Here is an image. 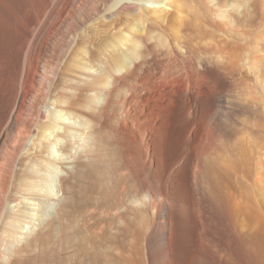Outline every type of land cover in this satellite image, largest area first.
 <instances>
[{"label": "rangeland", "instance_id": "obj_1", "mask_svg": "<svg viewBox=\"0 0 264 264\" xmlns=\"http://www.w3.org/2000/svg\"><path fill=\"white\" fill-rule=\"evenodd\" d=\"M45 1L46 4L42 5L39 0H26L24 11L17 9L14 15L8 10L5 12L6 16L9 13L12 20L18 17V32L13 35L15 48L7 51L8 61L11 63L8 64L7 71H4L5 75L0 73L3 76H0V187H3V182L6 183L5 194L0 191V235L2 231H8L5 232L7 242L0 247L9 248L12 244L7 263L28 252L26 254H30L26 261H32H29V264H36V259L39 263L41 259V264H264V149L259 140H254L253 135L251 137L238 131L239 138L233 140V146L225 153V159L230 156L225 163L231 162L233 156L239 155L234 145H237L238 141L243 147L245 144L249 146L245 148H249L246 151L250 156L256 151L251 157L242 156L241 166L231 165L229 170L224 163L228 172L216 176L219 182L212 189L207 187L206 181L201 187L198 186L199 171L194 166L197 164L196 157L203 154L202 145L207 143L205 138L210 139L207 133L208 116L219 115L216 107L220 104L218 98L224 97L222 101L229 100L233 104L251 103L247 95H253L256 80L250 68L258 56L262 59L258 68L264 77V47L263 51L258 50L257 45L251 42L253 38L264 34V27H259L260 19L252 14L254 7L256 10L258 0H215L219 3L215 4V8L224 9L231 1L235 7L246 5L247 10H251V14L248 15L247 11L248 16L243 20L248 26L245 30L249 33L248 41H243L244 44L248 42V45L240 51L241 53L237 49V53L241 54L236 59L237 65H227L223 69L224 62L218 55L214 54L211 59H205L204 54L198 50V56L201 55L202 60L196 57L197 60L194 58L189 59L190 61L188 58H179L182 54L178 47L184 48V45L165 35L167 37L163 36L162 41L147 44V49L154 51H151L153 55L150 53L148 64H143L144 61L137 58L132 68L123 65L127 71H124L122 66V69L119 68V64H123V57L118 61V56H123L121 47L125 44V36H135V40L146 39L141 27H138L141 21L137 12H141L136 7L126 10L116 6L117 0H109V13L112 15H103L107 11L101 10L98 12L99 17H96L98 22L95 26L76 30V12L80 17L83 15L89 18L94 4L86 8V0ZM168 1L172 3L175 0ZM189 2H194L192 7L197 4L196 0ZM260 2L264 7V0ZM171 5L176 7L174 3ZM173 7L169 12L174 10ZM147 12L149 13V10L146 9V15ZM105 16L108 17L107 21ZM131 16L133 19L138 18L133 20ZM168 21L169 18L167 22L161 23L159 29L163 30L162 26ZM133 23L135 27L132 26ZM151 25L147 23L148 27ZM215 25L218 26L217 23ZM102 26H106L107 31L105 27L101 28ZM177 26L180 28H177L179 33L189 35L188 39L192 45L198 43L199 37L195 34L197 32L187 26L182 29L180 25ZM67 29L70 32L72 30V35L74 38L76 35V38L66 48V40L72 37ZM223 32L221 31V36L219 33L220 39L224 36ZM193 34L196 38H191L190 35ZM119 38L124 43L118 42ZM176 42L181 45H176ZM171 43L176 45L172 46L174 49ZM23 44L25 51L16 66L15 61L19 56L17 49ZM103 44H108L106 47H109V50L105 46L103 49ZM232 47L236 53L237 47ZM99 48L103 49V54ZM62 49L66 52L63 58L60 57ZM174 55H178L177 59H174ZM209 59L214 60L210 63ZM58 61L60 68L57 66ZM44 62L57 66V75L50 91L43 89L45 85L41 88L38 85L37 79ZM218 63L220 69L214 68L213 65ZM89 64L93 66V77L98 76L95 80L92 77V84L96 83L93 91L90 90V82L85 79L87 74H84V68ZM0 65L2 66V63ZM179 65L182 69L175 70ZM70 66H73L72 71ZM100 66L103 67L101 72H104V78L99 74ZM105 66L110 69L107 71ZM202 66L208 72L213 71L204 74ZM195 68L198 69L196 72ZM120 69L123 71L122 75ZM73 73L75 74L72 75ZM4 78L6 81H3ZM135 79L137 81L133 82ZM129 80L133 82L131 86L127 84ZM11 81L12 85L9 87ZM100 82L109 88L105 90ZM222 85L229 86L230 92L224 89L222 91ZM254 95L261 96L264 100V92L261 90H255ZM96 96L100 98V103L91 104L90 98ZM54 98L57 100L55 105L59 102L57 108L65 111L66 116L72 113L78 120L90 119V127L86 132L80 131L85 134L82 136L83 140H67L66 135H60L66 160L57 163L58 166L61 165L59 191L52 200L45 190L41 193L38 190L40 182H45V177L40 174L43 175L46 169V162L49 160L47 153L39 151L32 156L33 150H29L27 143L29 138L41 129L45 119L42 112ZM245 99L247 101H244ZM225 101L224 106L227 105ZM85 106H88V109L92 107L89 109L91 111ZM71 115L69 117H72ZM243 117L234 120L231 128L241 130L248 125L249 120ZM249 126L254 134L261 133L252 122ZM255 143L256 146L251 148ZM61 147L59 148L62 149ZM66 154L69 156L66 157ZM249 159H252V162ZM27 166L30 171L25 170ZM34 167H37L35 171ZM40 168L42 170L39 171ZM37 173H40L41 178ZM13 198L18 201L17 212L11 213L7 205L13 204ZM39 199L40 202L46 200L45 202L50 204L49 201L52 200L53 208L48 207L47 211L45 210L48 218H43L40 225H35L33 230L29 228L30 225H25L24 232L29 234L31 246L25 244V241H20L19 244L10 237L9 228L12 226L10 224L13 215L17 217L24 205H28L26 210H29L30 214L25 210L26 216L31 215L36 219V212L33 213L31 208H39ZM16 217L14 221L20 218ZM20 219L23 220L22 217ZM8 221L9 225L4 228ZM221 228H224V231ZM248 242L250 248L247 246ZM30 255L32 259L29 258Z\"/></svg>", "mask_w": 264, "mask_h": 264}, {"label": "bare ground", "instance_id": "obj_2", "mask_svg": "<svg viewBox=\"0 0 264 264\" xmlns=\"http://www.w3.org/2000/svg\"><path fill=\"white\" fill-rule=\"evenodd\" d=\"M30 1V0H29ZM48 1V0H47ZM189 1H194V0H175V1H172V3H174L175 5H176V7L174 6H172L171 4V2L170 1H168V0H117L116 1V3L115 4H117L116 6L117 7H122L123 9H126V10H128V9H132V8H134V7H136L141 13H138L137 11H135V12H137V14H140V21H141V23H138V24H140V26H138V27H141L140 29H142V33L143 34H145L146 35V39H144V41H142V40H135L134 39V37L135 36H125V38H126V41H125V44H123V46L121 47L120 45H119V47H121L122 49H121V51H122V55L123 56H118L119 58V60L118 61H121L120 60V58H122L123 57V64L122 65H120L119 64V62H118V64H119V68H121V66L123 67V65H125L127 68H132L133 67V65H134V62H135V60H137V58H139V60L140 59H142L143 61H144V63L143 64H148V59L149 58H151L150 56H151V54L153 55V53H151V51H153V50H151V51H149L147 48V44H149L150 42L151 43H154L155 41H158V40H161L162 41V39H164V37L163 36H165V35H167V36H170V39L172 38L173 39V41L175 40V41H177L178 40V42H180V43H182L183 45H184V48L183 47H178V48H180V49H178V50H181L180 51V53L182 54V56L180 57V56H178L179 55V53H178V51H177V53H178V57L179 58H184V59H186L187 60V58H188V61H190L191 59H194L195 57L196 58H200L201 60H202V57H200L201 55H199L198 56V52L200 51V52H202L203 54H204V58L205 59H208V58H210L211 56H213L214 54H215V56L216 55H218V57H219V59H222L223 60V64H222V66H223V69H225L226 67H227V65H234L235 63H237L236 62V59L237 58H239L240 56H241V52L240 51H242V50H244V49H246L247 48V45H248V42L246 43V44H244V41L243 40H247L248 41V35H249V33H247V31L245 30L248 26L247 25H245L244 23H243V20L249 15V14H251V10L249 11V10H247V6L245 5H238V7H235V4H233V3H231V1H230V3L227 5V7L226 8H224V9H221V8H215L214 6H215V4L216 3H218L217 1L215 2V0H196V2H197V4H196V6L194 7H192V5H193V3H190ZM257 0H255V2H256ZM261 0H258L257 2H256V10H255V7L253 8V10H252V14L253 15H255V16H257L260 20V22H259V24H261L259 27H264V7H263V4H262V6H261V2H260ZM39 2L42 4V5H45L46 4V1L45 0H39ZM26 4H27V2H26V0H0V63H2V66L0 65V73H2V74H4L6 71H7V67H9L8 66V64L10 65V63H9V61H8V56H7V51H9V50H11L12 49V47H14L15 48V46H13V44H14V38H13V35H15L18 31H17V27H16V24H17V21L16 20H18L17 18L18 17H15V18H13V20L12 19H10L11 17H9L10 15H8L9 13L11 14H13L14 15V13L15 12H17L16 10L18 9V10H21L22 9V11H24L25 10V6H26ZM72 4H74V3H72ZM84 4V3H83ZM86 4V5H85ZM85 4H84V7H86V8H90L89 7V5H92V4H94V7L91 9L92 11H91V13H90V16H89V18H87V16L85 17V16H83L82 15V17H85V19L84 18H82V17H80L79 16V14H77V12H76V18H77V24L76 25H74V27H75V29L77 30V29H82V30H84V29H86V27L85 26H89V27H93V26H95L96 25V23L98 22V18L96 19V17H99V14H98V12L99 11H101V10H104V12H105V10L107 11V13H104L103 15H105V14H111V13H109V0H102V2L100 1V0H86L85 1ZM192 4V5H191ZM219 4V3H218ZM81 6V5H80ZM116 6H115V8H116ZM218 6V5H217ZM36 7V6H35ZM83 7V6H82ZM171 7H173V9L174 10H172V14L169 12V10H170V8ZM219 7V6H218ZM43 8V7H42ZM149 8V9H148ZM135 9V8H134ZM134 9H133V12H134ZM146 9H147V11L149 10V13L148 14H150V16L147 14L146 15ZM6 10H8V14H7V16L5 15L6 13ZM84 10V9H83ZM87 9H85V11H86ZM88 10H90V9H88ZM116 10V9H115ZM247 11H248V15H247ZM87 12V11H86ZM112 12H113V10H112ZM132 12V13H133ZM126 13V12H125ZM112 15V14H111ZM136 15V14H135ZM168 15H169V17H168ZM106 16H109V15H106ZM105 16V18L104 19H106V21H107V18L108 17H106ZM133 16H131V18H132ZM136 18V17H135ZM134 18V19H135ZM138 18V17H137ZM137 18H136V20H137ZM167 18H169V21H168V23H166L165 24V26L163 27L162 26V28H164L163 30H161V29H159L160 28V25H161V23H163V22H167ZM133 19V18H132ZM133 19V20H134ZM109 20V19H108ZM135 20V21H136ZM138 20V22H140ZM166 20V21H165ZM75 21H76V19H75ZM75 21H73V22H75ZM93 21V22H92ZM105 21V20H104ZM218 21V22H217ZM69 22H71V21H69ZM149 23L151 26L150 27H148L147 26V23ZM104 23V22H103ZM107 23V22H106ZM135 23V22H134ZM134 23H133V27H135V25H134ZM137 23V22H136ZM218 24V26L216 27V25L215 24ZM69 24V23H68ZM72 24V23H71ZM74 24V23H73ZM109 24V23H108ZM107 24V25H108ZM154 25V26H153ZM177 25H180V27H181V29H182V27H189V28H191V29H193L195 32H197V33H195L198 37V39H199V41H198V43L197 44H195V45H192L191 44V40H189L188 39V36H186V35H182L181 33H179V31L177 30V28H178V26ZM98 26V25H97ZM72 27V26H71ZM83 27H85V28H83ZM99 27V26H98ZM97 27V28H98ZM105 27V29H106V26H104ZM104 27L102 26L101 28H103L104 29ZM109 27V26H108ZM107 27V28H108ZM74 29V28H73ZM89 29H92V28H89ZM96 29V28H95ZM100 29V28H99ZM98 29V30H99ZM109 29V28H108ZM131 29H133V28H131ZM130 29V30H131ZM139 29V30H140ZM178 29H180V28H178ZM188 29V28H187ZM255 29V28H254ZM75 30V31H76ZM97 30V29H96ZM130 30H128L129 32H130ZM193 30H192V32H193ZM86 31H88V30H86ZM106 31H107V29H106ZM136 32H137V30H135ZM178 31V32H177ZM190 31L191 30H189V33H190ZM221 31H224L223 32V34H224V39H223V37L220 39L219 38V33H220V36H221ZM253 31H255V30H253ZM67 32L69 33V34H73L74 32H72V30H71V32L69 31V29H67ZM78 32V31H77ZM82 32H84V31H82ZM89 32H93L92 30H89ZM95 32V31H94ZM191 32V33H192ZM21 33V32H20ZM86 33V32H85ZM84 33V34H85ZM131 33H132V31H131ZM138 33H139V31H138ZM137 33V34H138ZM183 33V32H182ZM194 33V32H193ZM91 34H93V33H91ZM125 34H127V33H125ZM124 34V35H125ZM130 33H128V35H129ZM186 34V33H185ZM86 35V34H85ZM132 35V34H131ZM140 35V34H139ZM196 35H190V36H192L191 38H196ZM87 36H89V34L87 35ZM122 36V35H121ZM120 36V37H121ZM138 36V35H137ZM136 36V37H137ZM167 36H165V37H167ZM263 36H264V34H262V35H260V36H258V37H256V38H253L252 40H251V42L252 43H255L256 45H257V49L258 50H261V51H263L262 50V48L264 47V39H263ZM123 38H124V36H122ZM121 37V38H122ZM75 38H76V35H75ZM75 38L73 37V35H72V37H69L68 38V40H66L68 43H66V45H65V47L67 46V45H70V43L72 42V41H75ZM87 38V37H86ZM85 38V39H86ZM144 38V37H143ZM190 38V39H191ZM120 39V38H119ZM167 39V38H166ZM125 40V39H124ZM169 40V39H168ZM60 41V40H59ZM118 42L119 41H122L121 39L120 40H117ZM172 41V42H173ZM117 42V43H118ZM123 42V41H122ZM121 42V43H122ZM145 42V43H144ZM160 42V41H159ZM85 43V42H84ZM124 43V42H123ZM144 43V44H143ZM173 43H175V42H173ZM179 43V44H180ZM73 44H74V42H73ZM105 44V43H104ZM103 44V49L108 45H104ZM179 44H177V42H176V45H179ZM75 45V44H74ZM85 45V44H84ZM118 45V44H117ZM159 45H160V43H159ZM173 45H175V44H173ZM172 45V43H171V47L173 46ZM175 45V46H176ZM181 45V44H180ZM73 46V45H72ZM105 46V47H104ZM111 46V45H110ZM232 46H234V47H237L236 48V53H234V51H233V47ZM65 47H63V48H65ZM71 47V46H70ZM112 47V46H111ZM114 47V46H113ZM67 48V47H66ZM69 48V47H68ZM109 47H106V49H108ZM115 48V47H114ZM117 48V47H116ZM115 48V49H116ZM155 48V47H154ZM159 48V47H158ZM173 48V47H172ZM176 48V47H175ZM74 49V48H73ZM99 49H101V48H99ZM103 49H101L100 51H101V53L103 52L104 53V51H102ZM105 49V50H106ZM113 49V48H112ZM114 49V50H115ZM156 49V48H155ZM174 49V48H173ZM177 49V48H176ZM237 49H238V51L240 52H238L237 53ZM109 50V49H108ZM120 50V49H119ZM197 50H198V52H197ZM75 51V50H74ZM98 51V50H97ZM117 51V50H116ZM156 51V50H155ZM158 51H159V49H158ZM232 51H233V53H232ZM107 52V51H106ZM154 52V51H153ZM70 53V52H69ZM73 53V52H72ZM98 53H100L99 51H98ZM97 53V54H98ZM102 53V54H103ZM151 53V54H150ZM175 53V52H174ZM173 53V54H174ZM65 54H66V52H65V49L63 50H61V52H60V57L61 58H63L64 56H65ZM76 54V53H75ZM106 54V53H105ZM104 54V55H105ZM109 54V53H108ZM120 54H121V52H120ZM158 54V53H157ZM176 54V53H175ZM180 54V55H181ZM199 54H201V53H199ZM202 54V55H203ZM232 54H238V55H234V56H232ZM69 55V54H68ZM99 55V54H98ZM101 55V54H100ZM172 55V54H171ZM71 56V55H70ZM73 56H75V55H73ZM93 56V55H92ZM95 56V55H94ZM97 56V55H96ZM106 56H107V54H106ZM105 56V57H106ZM177 56L176 55H174V59H177ZM82 57V56H81ZM214 57V56H213ZM212 57V58H213ZM80 58V57H79ZM100 58V57H99ZM195 58V59H196ZM203 58V59H204ZM216 58V57H215ZM69 59V58H68ZM73 59H75L74 57H73ZM81 59V58H80ZM107 59V58H106ZM190 59V60H189ZM211 59V58H210ZM208 60L210 63H212V61L214 60ZM218 59V60H219ZM229 59V60H228ZM61 60V59H60ZM76 60V59H75ZM103 60V59H102ZM141 60V61H142ZM179 60V59H178ZM181 60V59H180ZM185 60V61H186ZM197 60V59H196ZM261 60L262 59H260V56H258L257 58H255V62H254V64L252 65V67L250 68V70H251V73H252V75H253V77H254V79L256 80L255 81V83H254V85H253V89H254V91L255 90H261V92L263 93L264 92V77H263V75H262V72H261V70H260V68H258V67H260V63H261ZM66 61H68V60H66ZM77 61V60H76ZM115 61V62H116ZM124 61H125V64H124ZM182 61H184L183 59H182ZM220 61V60H219ZM62 62V61H61ZM69 62H72V61H69ZM77 62H79V61H77ZM100 62V61H99ZM98 62V63H99ZM102 62V61H101ZM139 62V61H138ZM63 63V62H62ZM67 63V62H66ZM87 63V62H86ZM88 63H90V62H88ZM105 63H106V61H105ZM136 63V62H135ZM63 64H65V63H63ZM62 64V65H63ZM72 64H74V63H72ZM71 64V65H72ZM78 64V63H77ZM103 64V63H102ZM101 64V65H102ZM114 64H117V63H114ZM181 64H183V63H181ZM199 64H201V62L199 63ZM220 63H218V64H214L213 66H214V68L215 67H218V69H220V65H219ZM238 64V63H237ZM237 64H235V65H237ZM60 66V63H59V61H58V63H57V66ZM69 65V64H68ZM67 65V66H68ZM75 65H76V63H75ZM259 65V66H258ZM57 66L55 65V64H52V65H48L46 62H44L42 65H41V74L39 75V77H38V85L40 86V88H41V86L43 87V85H45V87L43 88V89H45V91L47 90V91H50L51 90V86H52V84H53V80L55 79V77H56V72H57ZM58 66V67H59ZM74 66V65H73ZM73 66H70L71 67V71H72V67ZM86 66V65H85ZM103 66H104V64H103ZM107 67L109 66L108 64L106 65ZM106 66L104 67V68H106ZM125 66L123 67V70L124 71H127L126 69H125ZM146 66V65H145ZM144 65H143V67H145ZM201 66V65H200ZM213 66H212V68L211 69H213ZM62 67V66H61ZM75 67V66H74ZM93 67V66H92ZM92 67H91V65L89 64V66L87 67V68H84V74L86 73L87 75H85V76H87L85 79H88V81L90 82L89 83V86H90V90L91 91H93V88H94V86H96V85H94V84H96V83H94V84H92V81H93V79H92V77L94 76V73L92 72ZM101 67V66H100ZM118 67V66H117ZM142 67V68H143ZM182 67H183V65H182ZM195 67V66H194ZM194 67H193V70H194ZM197 67V66H196ZM1 68H3V69H1ZM60 68V67H59ZM65 68V67H64ZM68 68V67H67ZM67 68H66V70H67ZM75 68H77V67H75ZM103 67H101L100 68V72H101V69H102ZM115 68V67H114ZM114 68H113V70H114ZM118 68V69H119ZM237 68H238V66H237ZM94 69V68H93ZM107 69V68H106ZM105 69V70H106ZM108 69H110V68H108ZM108 69H107V71H108ZM122 69V68H121ZM120 69V70H121ZM151 69V68H150ZM149 69V70H150ZM180 69H182L181 67H180V65L179 66H177L176 68H175V70H180ZM192 69V68H191ZM196 70L194 71V72H196L198 69L197 68H195ZM210 69V68H209ZM222 69V68H221ZM236 69V68H235ZM6 70V71H5ZM68 70H69V68H68ZM76 70V69H75ZM95 70V69H94ZM99 70V69H98ZM103 70V69H102ZM119 70V71H120ZM143 70V69H142ZM5 71V72H4ZM96 71V70H95ZM192 71V70H191ZM202 71H204V74H206V73H209L210 71H213V70H210L209 72L207 71V69L204 67V66H202ZM217 71V70H216ZM66 72V71H65ZM64 72V73H65ZM68 72V71H67ZM103 72V71H102ZM99 73L100 74V76L102 77L103 75H105L104 74V72L103 73ZM116 72V71H115ZM118 72V71H117ZM122 70H121V73H120V75H122ZM175 72H177V71H175ZM82 73V72H81ZM98 73V72H97ZM125 73V72H124ZM203 73V72H202ZM213 73V72H212ZM6 74V73H5ZM4 74V75H5ZM75 73H73L72 75H74ZM102 74V75H101ZM200 74V73H199ZM113 75V74H112ZM117 75H119V74H117ZM214 75V74H213ZM2 78H3V76L2 75H0ZM8 76V75H7ZM68 76V75H67ZM71 76V75H70ZM202 76H203V74H202ZM96 77H98V76H96ZM95 77V78H96ZM106 77V76H105ZM115 77V76H114ZM137 77V76H136ZM192 77V76H191ZM80 78V77H79ZM82 78H84V77H82ZM94 78V77H93ZM95 78H94V80H95ZM103 78H104V76H103ZM131 78V77H130ZM138 78V77H137ZM203 78H204V76H203ZM205 78H207V76L205 77ZM212 78V77H211ZM5 80H3V81H6V78H4ZM106 79V78H105ZM129 79V78H128ZM133 79V78H132ZM131 79V80H132ZM208 79V78H207ZM252 79V78H251ZM76 80V79H75ZM116 80V79H115ZM131 80H129V82H127V84L129 83V86H131V83L133 84V82L134 81H137L136 79L135 80H133V82H131ZM209 80V79H208ZM219 80V79H218ZM68 81V80H67ZM78 81V80H77ZM76 81V82H77ZM102 81H103V79H102ZM112 81V80H111ZM65 82V81H64ZM12 83V81L9 83V87L12 85L11 84ZM100 83H102V82H100ZM84 84V83H83ZM221 84H223V82L221 83ZM135 85V84H134ZM133 85V86H134ZM224 85V84H223ZM222 85V91H223V89L225 90V91H228V92H230V90H229V86H223ZM76 86V85H75ZM81 86V85H80ZM85 86V85H84ZM87 86V85H86ZM132 86V87H133ZM7 87H8V85H7ZM6 87V88H7ZM74 87V86H73ZM220 87H221V85H220ZM89 88V87H88ZM102 88H104L105 90H107L109 87H108V85H106L105 83H102ZM218 88V87H217ZM85 89V88H84ZM87 89V88H86ZM101 89V88H100ZM99 89V90H100ZM56 90V89H55ZM61 90V89H60ZM60 90H58V91H60ZM254 91H253V95L252 94H249V95H247V96H249L250 97V99H251V103L249 104V105H244L242 102H240L239 104H233V103H231V101H229V100H227V102L225 101V103L227 104L226 106H224L223 104H224V101H222L223 99H224V97H223V99H222V97H220V98H218L219 100V103L220 104H218L216 107L218 108V112H219V115L218 116H216V117H214V115L211 117H209L208 116V118H209V125H208V127H209V131H207V133L210 135V139H208V137H206L205 138V141L207 142V143H204L202 146L200 145V148L202 147V153L203 154H200V155H198L197 157H196V165H194L195 166V169L197 170V171H199V173H198V186L199 187H201V185L203 184V182L204 181H206L205 183H207V187L208 188H213V186L214 185H217L218 184V182H219V178H217L216 176L217 175H219V174H221L222 172H228V170H227V168L226 167H224L225 166V164H227V167H228V169L230 170V168H231V165L233 166V167H235V166H238V165H240L241 166V164H240V161H241V159L240 158H242V156H244V157H246L247 158V156L250 154L249 152H247L246 151V149L248 150L249 148H245L246 146L247 147H249L247 144H245L246 146L245 147H243L244 145L243 144H239V141L237 142V145H236V143L234 144L235 145V147H236V150L237 151H239L238 153H239V155L236 157V156H231L232 157V161L231 162H229V163H225L226 162V159L227 158H229V157H227L226 159H225V153H226V151H227V149L229 148V147H231V146H233L232 144H233V140L235 139V138H239V137H237L238 135H240V134H238L239 132L238 131H240L241 132V134H248L249 136H251V135H253L254 136V140L255 139H257V140H259V144H261L262 145V148L264 149V100L263 99H261L260 97H256L255 95L257 94H255L254 95ZM71 92V91H70ZM103 92V91H102ZM252 92V91H251ZM258 92V91H257ZM57 92L55 91V94H56ZM107 93H108V91H107ZM215 93V92H214ZM92 94V93H91ZM100 94V93H99ZM98 94V95H99ZM105 94H106V91H105ZM59 95V94H58ZM262 95V94H261ZM84 96V95H83ZM91 97H92V95H90ZM105 96V95H104ZM103 96V97H104ZM221 96H223V93H222V95ZM263 96V95H262ZM57 97V96H56ZM55 97V98H56ZM63 97V96H62ZM65 97V96H64ZM244 97H245V95H244ZM55 98H54V100L47 106V108H44V110H43V116H44V121L42 122V124H41V129L32 137H30L29 138V140H28V143H27V145L29 146V150H33L31 153H32V156L34 155H36V154H33V153H35V152H39V151H46V156H47V158L49 159L47 162H46V169H45V171L43 172L44 174L42 175V174H40L41 175V177L42 176H44L45 178V182H40L41 183V185H40V187H39V185H38V190H40V193H41V191H44L45 190V193L46 194H48V197H50V198H52V200H54V198L57 196V192L59 191L58 190V186H59V184H58V178H59V173L61 172L60 171V169H61V165L60 166H58L59 164H57L58 162H62V161H65L66 160V158H65V154H63V147H61V145H62V142H63V139H61V136L60 135H66V138H67V140H83V137L82 136H84L85 134L84 133H82V132H80L81 130L84 132H86V130L88 129V127H90L88 124H89V122H88V120L90 121V119H86V120H78V118H76V117H73V116H75V115H73L72 113V115L71 114H69V115H71L72 117H69V115H68V113H67V115L68 116H66V112L65 111H63L61 108H57V105L59 104V102H58V104L57 105H55V103H57V100H55ZM58 99H59V97H57ZM70 99V98H69ZM83 99V98H82ZM99 99L100 98H98V96H96V97H94L93 99L92 98H90V100H91V104H99L100 103V101H99ZM247 100H248V98H246ZM244 100V101H247V100ZM60 100V99H59ZM89 100V101H90ZM103 100V99H102ZM60 101H62V99L60 100ZM69 101V100H68ZM67 101V102H68ZM86 101V100H85ZM88 101V100H87ZM99 102V103H98ZM62 104H65L63 101L61 102ZM80 103V102H79ZM88 103V102H87ZM87 103H86V105H87ZM70 104V103H69ZM90 103H88V105H89ZM116 104V103H115ZM45 105V104H44ZM68 105V104H67ZM46 106V105H45ZM59 106V105H58ZM65 106V105H64ZM90 106H92V105H90ZM62 107V106H61ZM79 107V106H78ZM86 107V106H85ZM88 107V106H87ZM86 107V109H88ZM93 107V106H92ZM92 107H90L91 109H92ZM97 107V106H96ZM89 108V109H90ZM88 109V110H89ZM41 110V109H40ZM85 110V109H84ZM87 110V111H88ZM89 111H91V110H89ZM68 112V111H67ZM92 113V112H91ZM212 115V114H211ZM242 116H244L245 118H246V120H249V124L248 125H245V127L244 128H242L241 130H237L236 128H231V124H232V122L234 121V120H236L237 118H240V117H242ZM243 117V118H244ZM81 119H83L82 117H81ZM85 119V118H84ZM241 121V120H240ZM81 122H82V125H81ZM251 122L254 124V126L255 127H257L258 129H260V131H261V133L259 134V135H257V134H254L255 132H251V130H252V128L249 126V125H251ZM76 128V129H75ZM83 128V129H82ZM78 129V130H77ZM88 131V130H87ZM60 136V137H59ZM27 137V136H26ZM252 137V136H251ZM33 138V139H32ZM65 140V139H64ZM236 140H238V139H236ZM64 142H66V141H64ZM208 142H209V144H208ZM236 142V141H235ZM241 142V141H240ZM216 143V144H215ZM243 143V142H242ZM75 145V144H74ZM77 145V144H76ZM214 145H216L217 146V148H215V146ZM71 146V145H70ZM214 146V147H213ZM256 146V143H255V145L254 146H252L251 145V148L252 147H255ZM258 146V145H257ZM59 147H61L62 149H60ZM76 148H78V147H76ZM258 148V147H257ZM256 148V149H257ZM27 149V150H28ZM231 149V148H230ZM230 149H228V150H230ZM233 149V148H232ZM254 149V148H253ZM251 150V149H250ZM69 151H71V150H69ZM235 151V150H234ZM252 151H254V150H252ZM252 151H251V153H252ZM256 151V150H255ZM254 151V152H255ZM67 152V151H66ZM228 152V151H227ZM253 152V153H254ZM258 152V151H257ZM30 153V154H31ZM249 153V154H248ZM253 153H252V155H253ZM74 154V153H73ZM232 154V153H231ZM241 154V155H240ZM243 154V155H242ZM257 154V153H256ZM255 154V155H256ZM261 154V153H260ZM235 155V154H234ZM251 155V156H252ZM28 156V155H27ZM38 156V155H37ZM67 156H69V155H67L66 154V157ZM228 156V155H227ZM241 156V157H240ZM250 155H249V157H251ZM243 157V158H244ZM248 157V158H249ZM36 158V157H35ZM69 158V157H68ZM29 159V158H28ZM31 159V158H30ZM33 159V158H32ZM225 159V160H224ZM231 159V158H230ZM230 159H229V161H230ZM245 159V158H244ZM253 159V158H252ZM251 159V160H252ZM248 160V159H247ZM250 159H249V161H251ZM30 161V160H29ZM28 161V162H29ZM36 161V160H35ZM190 161V160H189ZM246 161V160H245ZM33 162V161H32ZM32 162H31V164H32ZM180 162V161H179ZM178 162V163H179ZM183 162V161H182ZM181 162V163H182ZM228 162V161H227ZM244 162V161H243ZM243 162H242V164H243ZM252 162V161H251ZM256 162V161H255ZM225 163V164H224ZM231 163V164H230ZM261 163V162H260ZM24 164H27L28 165V163H24ZM31 164H29V166L31 165ZM42 164V163H41ZM44 164V163H43ZM246 164H248V161H247V163ZM252 164V163H251ZM251 164H250V162H249V166H251ZM69 165V164H68ZM260 165V164H259ZM41 166V165H40ZM43 166V165H42ZM243 166V165H242ZM245 166V165H244ZM60 167V168H59ZM252 167V166H251ZM260 167V166H259ZM262 167H264V166H262ZM29 167L27 166V168L25 169L26 171H28L29 169H28ZM37 168V167H36ZM35 167L33 168V170L34 169H36ZM225 168H226V170H225ZM28 169V170H27ZM31 169V168H30ZM39 171L40 170H42V168H40V169H38ZM30 171V170H29ZM35 171V170H34ZM23 173V172H22ZM42 173V172H41ZM21 174V173H20ZM28 174H30V173H28ZM38 173L36 174V175H39ZM225 174V173H224ZM26 175V174H25ZM40 175H39V178H41L40 177ZM24 176V175H23ZM22 176V177H23ZM26 177V176H25ZM36 177V176H35ZM27 178V177H26ZM37 178V177H36ZM22 179V178H21ZM24 179V178H23ZM43 179V178H42ZM42 179L40 180L39 179V181H42ZM61 180V179H60ZM28 181V180H27ZM32 182V181H31ZM37 182V181H36ZM30 183V182H29ZM189 183V182H188ZM5 182H3V189H1V187H0V191H2V193H4L5 194V190H6V187H5ZM36 184V183H35ZM2 185V184H1ZM26 185V184H25ZM37 185V184H36ZM36 185H34V186H36ZM33 186V187H34ZM31 187V186H30ZM9 188V187H8ZM27 188V187H26ZM21 189V188H20ZM35 189H37V186H36V188ZM34 190V189H33ZM37 190V191H38ZM32 192V191H31ZM33 192H35L36 193V190H34ZM209 193H210V191H208ZM2 193H0V194H2ZM28 193H29V191H28ZM38 193H39V191H38ZM39 193V194H40ZM14 194V193H13ZM15 195V194H14ZM20 195V194H19ZM38 195V194H37ZM43 195L45 196V194L43 193ZM211 195L213 196V193L211 192ZM16 196H18V195H16ZM21 196V195H20ZM41 196V195H40ZM27 197V196H26ZM46 198V197H45ZM18 199H21V198H18ZM42 199V198H41ZM13 200H14V198H13ZM23 200H24V198H23ZM50 200V199H49ZM49 201V202H51V204L50 203H47V202H45L44 200H43V202H40V199H39V204H38V206H39V208H31L32 209V212L34 213V212H36V213H34V214H36L35 216H37L36 217V219H34L31 215H28L29 217H27L26 216V213L29 211V210H26L27 208H28V205L27 206H25L24 205V207H23V209H22V211H20V214L18 215V213H17V217L18 216H20V218L22 217L23 218V220H21L20 218H17L15 215H13V218H12V216H11V214H10V216H11V218L13 219V221L12 222H14L13 224H12V222H11V219L9 220L10 222H11V224L10 225H12L10 228H9V231H10V237L12 238V239H14L15 240V242H18L19 244H20V241H22L21 243H24L23 241H25L26 243L25 244H27L28 246H29V239L30 238H28V237H30V236H28L29 234L27 233H25L24 232V227H26L25 225H30V229H32L33 230V227L36 225H40V223H41V220L43 219V218H48V213H46V209H48V207H50V209H52L53 207V201ZM58 200V199H57ZM56 200V201H57ZM4 201V200H3ZM25 201V200H24ZM31 201V200H30ZM13 202V204H9V206L7 205V207L9 208V212L11 211V213L12 212H17V203L16 202H18V201H16V200H14V201H12ZM11 202V203H12ZM20 202L21 201H19V204H20ZM26 202H28L27 201V199H26ZM58 202V201H57ZM24 203V202H23ZM6 204H8V203H6ZM37 204V203H36ZM56 204V203H55ZM21 206L23 205V204H20ZM52 205V206H51ZM56 205H58V204H56ZM63 205V204H62ZM5 206V205H4ZM18 208H19V206H18ZM21 208V207H20ZM25 210L27 211V212H25ZM46 210V211H45ZM18 211H19V209H18ZM50 211V210H49ZM29 214H30V212H28ZM163 214V213H162ZM9 216V215H8ZM14 217H16L17 219L14 221ZM27 218V219H26ZM28 218H30V220L28 219ZM8 220V219H7ZM29 220V221H28ZM6 222V226L4 227V228H7V225H9L8 223H10V222ZM223 227V226H222ZM29 228H27V229H29ZM11 229V230H10ZM223 231H224V228H221ZM26 231V230H25ZM28 231H31V230H28ZM5 232H7L8 233V231H7V229H6V231H2L1 232V235H0V245L2 244L3 245V243L4 242H7V233L5 234ZM9 240V239H8ZM36 240V239H35ZM12 241V240H11ZM10 242V241H9ZM13 242V241H12ZM44 242V241H43ZM11 243V242H10ZM40 243V242H39ZM250 242H248L247 243V246L250 248V244H249ZM7 244V243H6ZM33 244V243H32ZM5 245V244H4ZM9 245V244H8ZM11 246H12V244H10ZM246 245V244H245ZM11 246L9 247V248H7V247H5V246H2V247H4L3 249H1V247H0V264H8L7 263V259H9V256H10V249H11ZM14 246V245H13ZM31 246V245H30ZM29 246V247H30ZM34 246V245H33ZM28 247V248H29ZM36 248V247H35ZM32 249V248H31ZM43 249V248H42ZM12 250V249H11ZM22 250V249H21ZM33 251V250H32ZM26 253H28V252H26ZM24 254V256H22L21 255V257H17L16 259H14V261L13 262H11L10 261V263L9 264H29V261H26L27 259H28V255L30 254ZM39 253V252H38ZM43 253V252H42ZM253 253V252H252ZM31 254H33V253H31ZM17 255V254H16ZM43 255V254H42ZM39 256V255H38ZM41 256V255H40ZM37 257V256H36ZM44 257V256H43ZM11 258V257H10ZM13 258V257H12ZM29 258H31V255H30V257ZM38 258V257H37ZM41 258V257H40ZM39 258V259H40ZM32 259V258H31ZM44 259V258H43ZM34 260V259H33ZM37 260L38 259H36L35 261H36V264L38 263V264H41V259H40V263H39V260H38V262H37ZM45 261V260H44ZM31 263H32V261H30ZM30 263V264H31ZM45 263V262H44ZM34 264V263H33Z\"/></svg>", "mask_w": 264, "mask_h": 264}, {"label": "crops", "instance_id": "obj_3", "mask_svg": "<svg viewBox=\"0 0 264 264\" xmlns=\"http://www.w3.org/2000/svg\"><path fill=\"white\" fill-rule=\"evenodd\" d=\"M24 46H25V44H23L20 48L17 49V50H18V55H19V56H18V58H17L16 61H15L16 66H18V60L21 59L20 57H21V55L23 54V52L25 51Z\"/></svg>", "mask_w": 264, "mask_h": 264}]
</instances>
